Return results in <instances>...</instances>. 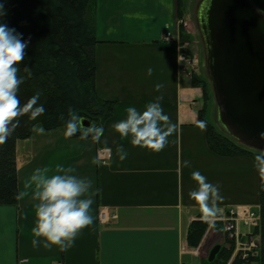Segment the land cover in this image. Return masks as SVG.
<instances>
[{
  "label": "crops",
  "instance_id": "1",
  "mask_svg": "<svg viewBox=\"0 0 264 264\" xmlns=\"http://www.w3.org/2000/svg\"><path fill=\"white\" fill-rule=\"evenodd\" d=\"M186 10L184 2V19ZM181 20L177 0H97L96 92L115 104L114 114L97 141L66 137L64 128L38 133L34 128L40 124L17 141V190L28 194L14 205L0 206V264H186L189 256L199 255L188 242L189 228L201 216L189 197L197 187L194 170L219 185L224 199L218 215L231 207L259 210L264 189L255 161L215 154L205 127H199L203 91L180 72L179 47L165 39L168 32L179 35ZM158 82L163 84L159 92ZM161 94L164 111L177 125L168 144L153 152L122 139L113 125L125 118L126 108L143 111ZM120 145L128 153L124 160L116 152ZM101 148L112 150L105 165L97 158ZM57 164L72 165L99 189L91 206L93 224L66 250L33 247L36 201L33 189L25 188L36 167L49 166L51 175ZM102 209L116 219L101 223Z\"/></svg>",
  "mask_w": 264,
  "mask_h": 264
},
{
  "label": "trees",
  "instance_id": "2",
  "mask_svg": "<svg viewBox=\"0 0 264 264\" xmlns=\"http://www.w3.org/2000/svg\"><path fill=\"white\" fill-rule=\"evenodd\" d=\"M260 2L264 6V0ZM177 4L179 16L184 19L183 0H177ZM5 7L8 15L4 17V22L29 41L17 73L24 81L18 91L21 103L39 93L38 103L44 104L47 110L35 120L29 119L30 113L17 117L19 125L0 145V206L17 202L16 145L19 139L31 135L36 124L47 131L65 129L69 110L72 109L103 125L113 116L115 107L113 102L101 100L96 92L95 47L99 42L96 35L97 0H6ZM179 35L183 44L188 42L190 35L183 28ZM205 84L197 74L192 75L191 85L202 89L203 99L207 94ZM200 121H204L212 152L254 160L257 152L241 146L221 129L219 131L211 125L206 116V104L199 111ZM80 135L77 133L71 138H80ZM257 212L259 223L254 228V236L257 237L258 254L244 260L245 263L236 258L233 264H264L263 198ZM222 226L219 221L210 225L199 217L189 228L190 247L197 248L208 230L223 232ZM231 243L225 237L216 259L208 264H226L233 253L234 245L230 247Z\"/></svg>",
  "mask_w": 264,
  "mask_h": 264
},
{
  "label": "clouds",
  "instance_id": "3",
  "mask_svg": "<svg viewBox=\"0 0 264 264\" xmlns=\"http://www.w3.org/2000/svg\"><path fill=\"white\" fill-rule=\"evenodd\" d=\"M6 0H0V145L4 144L9 135L19 125L17 117L29 114L30 120H35L46 112L44 104L38 103L40 94L31 96L26 103H21L18 95L19 87L24 82L23 77L18 76L19 62L25 57V49L29 41L22 38L15 28L9 27L4 22L8 15L5 7ZM153 69L149 67L150 76ZM157 92L163 88L162 83L154 85ZM163 95L156 96L149 101L143 111L134 105L126 108V116L117 121L113 128L121 138H130L133 146L158 152L169 142V136L175 131L177 125L171 122L170 116L164 111L161 101ZM204 121L199 122V127L204 128ZM64 135L72 137L80 133L81 139L99 140L104 132L102 124L90 121L83 125L77 113L70 109L69 118L65 122ZM38 133L45 131L44 127L34 128ZM264 140V133H261ZM120 160H124L128 153L123 145L116 149ZM255 168L261 178L260 187L264 189V149L255 154ZM93 163H96L94 160ZM184 165L190 167V161ZM55 172L49 166L36 167L25 182V188H31L32 199L36 201L34 226L32 233L33 247L43 246L50 249L53 245L61 250L72 247L77 236L94 222L91 214L93 197L99 189H94L92 178L78 175L75 167L63 164L55 166ZM197 187L190 191L189 197L201 212L200 219L210 225L222 211L218 202L224 199L218 184H214L199 170L191 173ZM28 193L20 191L17 199H21Z\"/></svg>",
  "mask_w": 264,
  "mask_h": 264
},
{
  "label": "water",
  "instance_id": "4",
  "mask_svg": "<svg viewBox=\"0 0 264 264\" xmlns=\"http://www.w3.org/2000/svg\"><path fill=\"white\" fill-rule=\"evenodd\" d=\"M196 21L217 124L241 146L264 149V14L252 0H200ZM77 115L83 125L100 124ZM220 250V245L212 249L209 263Z\"/></svg>",
  "mask_w": 264,
  "mask_h": 264
},
{
  "label": "built area",
  "instance_id": "5",
  "mask_svg": "<svg viewBox=\"0 0 264 264\" xmlns=\"http://www.w3.org/2000/svg\"><path fill=\"white\" fill-rule=\"evenodd\" d=\"M166 40L174 41L172 33H167ZM180 45V54L178 57L179 68L182 74L190 76L197 69L198 59L187 52L185 45ZM97 158L102 165L111 161L112 150L110 148H101L97 151ZM116 215L110 213L107 209L100 211V221L103 224L115 220ZM221 220L225 223V233L234 245V254L228 264L238 258L240 261L255 257L257 251V241L252 236V230L258 226L259 218L249 208L238 207L230 209ZM243 229L247 230L243 232ZM245 263V262H244Z\"/></svg>",
  "mask_w": 264,
  "mask_h": 264
},
{
  "label": "rangeland",
  "instance_id": "6",
  "mask_svg": "<svg viewBox=\"0 0 264 264\" xmlns=\"http://www.w3.org/2000/svg\"><path fill=\"white\" fill-rule=\"evenodd\" d=\"M261 0H252L254 6L261 10L260 12L264 14V6L261 5ZM185 5L188 4V10H186V19L185 22L188 26L182 25L180 22V30L181 28L184 29V31L190 35L188 42L191 45V52L197 56L199 59V70L197 72V75L205 81V87L207 88V94L206 97L203 99L206 104V116L208 121L211 123L212 126H214L217 130L220 131V127L216 122V108H215V101L213 92L211 89V85L208 80L206 68H205V60H204V48L202 44V40L200 37V33L197 26L196 21V8L200 0H184ZM180 37V35H179ZM218 218L214 219L212 223H215ZM208 223V222H207ZM211 223V224H212ZM224 243V235L222 232L212 231L206 234V236L202 239L201 243L199 244L198 253L200 255H191L186 259V264H208L207 263V255L209 254V251L216 245ZM233 246V243H231L230 247ZM197 249V248H196ZM234 250V247H233ZM202 255V256H201ZM205 257H204V256ZM231 258V257H230ZM229 262V261H228ZM228 262L226 264H228Z\"/></svg>",
  "mask_w": 264,
  "mask_h": 264
}]
</instances>
